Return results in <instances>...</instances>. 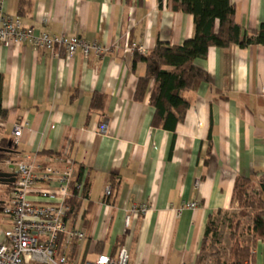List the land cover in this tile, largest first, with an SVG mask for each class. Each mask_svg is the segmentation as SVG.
Listing matches in <instances>:
<instances>
[{
    "label": "crops",
    "instance_id": "0c3cea01",
    "mask_svg": "<svg viewBox=\"0 0 264 264\" xmlns=\"http://www.w3.org/2000/svg\"><path fill=\"white\" fill-rule=\"evenodd\" d=\"M231 2L248 35L264 23V0ZM2 6L35 32L76 35L108 49L87 57L78 49L68 57L28 44L0 45V140L14 141V125H24L8 160L30 157L59 173L70 167V184L80 172L78 204L65 221L67 230L84 236L70 241L61 234L58 252L85 262L124 246L133 264H210L200 251L209 215L236 209L237 176L249 177L255 189L264 180V44L211 46L194 59L208 80L183 92L189 105L170 131L151 123L152 81L144 98L135 99L146 65L133 66V54L191 38V14L174 10L172 0H2ZM133 44L146 52L128 51ZM0 165L8 170L6 161ZM45 184L36 182L28 198L51 201L36 190L60 182ZM188 202L197 207L183 208ZM140 204L146 212L131 211ZM5 219L0 242L10 226ZM244 235L241 242L251 248L244 264H264V240ZM229 249L222 253L226 261Z\"/></svg>",
    "mask_w": 264,
    "mask_h": 264
},
{
    "label": "trees",
    "instance_id": "16d2710c",
    "mask_svg": "<svg viewBox=\"0 0 264 264\" xmlns=\"http://www.w3.org/2000/svg\"><path fill=\"white\" fill-rule=\"evenodd\" d=\"M161 0H159L160 2ZM172 7L176 11L191 14L193 17L194 32L191 38L184 40L180 45H170L167 42H157L154 48L146 55L133 54V66L137 61H143L146 65V73L138 78L135 90V99L142 100L152 81L153 86L149 93V103L154 108L152 117L153 126H161L174 131L175 125L182 119L189 102L184 98L183 92L194 90L198 85L208 80L207 73L193 64L194 59L205 57L208 48H225L230 44L247 46L250 44H264V23L257 30H252L248 35L235 21V7L231 0H172ZM0 75V119L4 118L5 110L1 106ZM94 95L92 104L97 107ZM13 141L8 145L7 140H0V162L10 159L13 150ZM80 172L77 179L72 182L71 196L66 200L70 209L77 204L76 184L80 183ZM255 183L246 176H237L233 187V202L236 201L240 208H252L251 223L245 227L247 234L259 236L264 240V180H260L259 189L249 190V184ZM11 185V184H10ZM9 185V186H10ZM110 195L113 196V186H110ZM88 188L83 185L82 196L87 197ZM228 216L229 211L218 210L210 214L200 244V251L210 248V256L215 264H244L251 256L250 245H243L239 237L243 232H237L240 221L227 218L229 229L230 249L229 259L222 261L221 251L218 247V227L215 217ZM245 216L244 213L240 214ZM247 216V215H246ZM240 233V234H239Z\"/></svg>",
    "mask_w": 264,
    "mask_h": 264
},
{
    "label": "built area",
    "instance_id": "2783aa9c",
    "mask_svg": "<svg viewBox=\"0 0 264 264\" xmlns=\"http://www.w3.org/2000/svg\"><path fill=\"white\" fill-rule=\"evenodd\" d=\"M28 44L35 49H46L60 54L62 51L71 57L78 49L83 56L90 54L97 56L104 54L108 49L97 42H87L76 35L49 34L48 32H35L32 28L23 25L19 16L9 15L3 11L0 0V45ZM128 51L145 53V47L133 44L127 46ZM3 123L0 121V128ZM23 124H15L13 135L17 141ZM6 163L13 165L15 180L10 185V194L1 205V212L8 220L10 226L3 231L0 242V264H133L129 260L128 251L120 246L115 254L101 253L92 261L77 262L68 254L58 252V239L61 234L67 238L82 239L84 234L77 230H67L66 216L70 206L66 198L70 190L71 168L68 167L59 173L52 165L37 167L30 157ZM39 169L38 171H36ZM58 180L57 188H39L36 190L42 197L51 200L44 204L37 203L28 198L34 190L36 182L41 181L48 186L49 182ZM81 189V184L76 185ZM110 185L105 187L104 196L110 195ZM183 208L195 209L196 202H188ZM148 207L144 204L135 206L131 211L146 212ZM129 215L126 216V223Z\"/></svg>",
    "mask_w": 264,
    "mask_h": 264
},
{
    "label": "rangeland",
    "instance_id": "374dc122",
    "mask_svg": "<svg viewBox=\"0 0 264 264\" xmlns=\"http://www.w3.org/2000/svg\"><path fill=\"white\" fill-rule=\"evenodd\" d=\"M0 168H2L1 165H0ZM248 188L249 190H254L255 188L254 184L250 183ZM9 189H10L9 185L0 180V201L3 202L8 198L10 194ZM1 205L2 204H0V230H3L6 227V224L4 223L3 219H5L6 217L1 212ZM229 212L230 214L228 216H224V218L222 214L215 217L216 226L218 227V231H217L218 240H219L218 247L221 251V255L222 253L223 255L226 254L225 251L227 252V249L230 248V243H231L229 239V229L227 228V223L225 220H227V218L229 217H232L233 221H236V220L240 221L237 232H240V233L243 232L240 235L239 240L240 242L241 241L244 242L247 240L245 237H243L245 236L244 234L246 233L244 231L245 230L244 226H247L248 224L251 223V214L254 212V210L252 208H244V207L240 208L239 206H237L236 209L231 210ZM241 213H244L245 216H241L240 215ZM210 251H211L210 248L206 249L205 251H202L201 252L202 258L204 262L206 263L215 264L214 260L210 256ZM223 255H222V261L225 263L226 260L223 259Z\"/></svg>",
    "mask_w": 264,
    "mask_h": 264
},
{
    "label": "water",
    "instance_id": "95a60500",
    "mask_svg": "<svg viewBox=\"0 0 264 264\" xmlns=\"http://www.w3.org/2000/svg\"><path fill=\"white\" fill-rule=\"evenodd\" d=\"M8 145H11V141H8ZM7 152H12L11 149H6ZM7 171L0 170V180L8 185L12 184L15 180V172L13 171V165L7 167Z\"/></svg>",
    "mask_w": 264,
    "mask_h": 264
}]
</instances>
